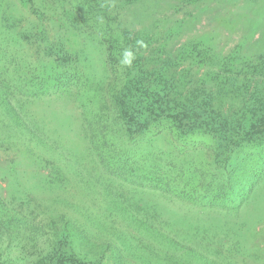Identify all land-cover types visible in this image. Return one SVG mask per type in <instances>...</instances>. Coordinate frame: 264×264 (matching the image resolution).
I'll return each mask as SVG.
<instances>
[{"label":"trees","instance_id":"trees-1","mask_svg":"<svg viewBox=\"0 0 264 264\" xmlns=\"http://www.w3.org/2000/svg\"><path fill=\"white\" fill-rule=\"evenodd\" d=\"M23 1L21 3L29 7L39 23L31 22L27 27L12 24L9 34L16 33V36L11 34L15 44L37 45L39 51L35 62L29 60L28 66L22 63L28 60L20 52H11V56L5 54V59L10 57L17 64L10 79H28L25 81L33 89L23 85L17 87L15 99L1 92L0 126L9 134L3 141L21 148L39 164H61L55 145L48 144L37 134L17 107L26 106L50 84L66 89L75 85L82 87L89 81L88 73L79 56L68 49L65 42L46 39L48 33L43 25L46 14L41 6L34 0ZM78 18L77 23L64 27L78 25L84 32L97 35L105 50L109 72L104 92L110 100V113L98 114L96 127L90 123L88 129L92 135L86 132L88 154L95 152L100 164H106L112 173L140 186L153 187L166 198L184 199L202 211L220 204L238 208L248 193L243 190L247 179L240 178L241 175L231 169V161L249 149L264 148V53L255 59L243 58L237 50L226 55L204 40L189 41L172 51L167 49V40L173 36V30L161 41L162 35L123 27L118 14H111L105 2H85ZM42 43L43 53L40 51ZM125 50L132 53L130 65L122 63ZM200 70L203 73L197 77L194 72ZM3 72L6 75L10 70L5 67ZM5 78H0V89L8 92L12 87L8 77ZM157 135H167L183 144L204 145L210 160L193 164L184 156L177 162L171 148L170 155L159 162L165 150L155 153L152 146L144 147ZM37 147L45 150L50 147L52 154L39 157L35 153ZM63 164H69L68 160H63ZM251 187L250 183L248 195ZM61 206L73 208L67 203ZM156 216L153 213L151 218L156 219ZM83 217L99 229L105 227L103 231L107 237L119 242L121 239L120 243L127 250L131 243H143L139 241L146 237L149 243L155 244L152 236H159L161 239L157 243L171 249L170 257L179 264H187L190 260L197 264L219 263L217 258L202 253L198 247L127 212L119 215L117 210H112L109 216L98 214L96 220L88 215ZM204 217H200L193 229L199 231L203 226H210L208 222L202 224ZM128 218L136 222L133 232L139 235L137 240L130 241L124 231V227L129 228L124 225ZM45 227L48 230H43ZM0 238L9 241L10 246L15 244L21 261L9 262L1 251L0 264H124L113 255V252L117 254L116 247L120 249L117 244L110 240L97 242L75 218L62 213L57 218H48L44 224L21 206L11 207L2 196Z\"/></svg>","mask_w":264,"mask_h":264},{"label":"rangeland","instance_id":"rangeland-1","mask_svg":"<svg viewBox=\"0 0 264 264\" xmlns=\"http://www.w3.org/2000/svg\"><path fill=\"white\" fill-rule=\"evenodd\" d=\"M23 0H0V78L8 77L11 90L0 89L15 99L16 89L33 86L24 81L10 79L14 66L5 54L20 52L28 62H35L37 45L15 44L16 33L9 29L12 24L21 27L39 23ZM46 14L43 25L52 42L61 39L68 49L79 56L88 73L89 81L82 87L69 89L48 85L45 92L31 98L22 112L37 134L48 144L55 145L56 155L61 164H39L19 147H12L3 138L9 134L0 126V196L11 207L21 206L26 212L38 217L44 224L48 218H57L64 213L84 224L94 240H110L117 244L115 260L124 264H179L171 258V249H165L159 236H152L155 244L141 240L130 244V250L117 239L107 237L97 225L87 223L84 215L97 219L98 214L111 215L117 210L119 215L127 212L135 218L147 219L158 230L189 243L210 256L217 258L218 264H264V148L249 149L243 155L234 156L232 168L242 179H247L243 190L248 192L238 208L231 205H215L206 208L196 206L184 199L161 195L160 191L148 186H140L133 180L124 179L112 173L106 164H100L99 156L87 152L92 135L90 123L96 127L98 114L107 112L110 100L104 92L107 86L108 70L105 65V50L97 35L84 32L74 24L78 22L79 11L85 2H105L110 13L118 14L123 27L138 29L162 35L161 41L173 30L167 41V49L176 51L189 41L210 42L217 52L229 54L237 50L246 59H255L264 53V0H34ZM195 2V3H190ZM66 9L68 12H66ZM75 14V17L73 16ZM63 25V26H62ZM14 36H12V35ZM47 43V41L45 42ZM44 43L40 47L44 51ZM10 51V53H9ZM34 66V65H33ZM5 67L10 72L3 74ZM31 72V71H30ZM203 70L194 72L199 77ZM7 78H5L6 80ZM7 92V93H6ZM97 131V130H96ZM98 132V131H97ZM97 134V133H96ZM152 146L154 152L165 150L159 162L170 155L180 162L184 156L193 164L210 160L204 145L194 146L174 141L167 135H157L144 147ZM91 146H93L91 144ZM182 149L183 152L180 151ZM36 155L52 154L51 148L37 147ZM95 158V160H93ZM63 160L69 164H63ZM210 163V162H209ZM215 164V163H210ZM106 165V166H105ZM116 166V164H113ZM137 174H140L137 171ZM250 183L252 184L251 193ZM243 191V192H244ZM69 204L73 208L62 207ZM21 204V205H20ZM157 214L156 219L151 218ZM203 218L202 224L209 227L193 229ZM124 223L126 235L131 240L139 239L133 232L136 222L128 218ZM122 226V224H120ZM47 227L43 228V230ZM125 234V233H124ZM125 237V235H123ZM106 238V239H105ZM0 238V252L7 261L20 263V251L15 244ZM124 247H122V246ZM126 248V249H125ZM220 250V253L218 252ZM190 260V259H188ZM187 264H197L190 260Z\"/></svg>","mask_w":264,"mask_h":264},{"label":"clouds","instance_id":"clouds-1","mask_svg":"<svg viewBox=\"0 0 264 264\" xmlns=\"http://www.w3.org/2000/svg\"><path fill=\"white\" fill-rule=\"evenodd\" d=\"M124 55H125V59L122 61V63L130 65L132 62V59H131L132 53L128 50H125Z\"/></svg>","mask_w":264,"mask_h":264}]
</instances>
